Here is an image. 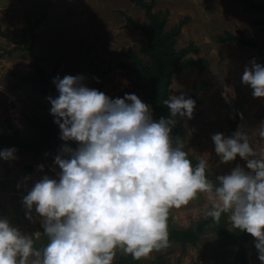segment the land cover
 I'll list each match as a JSON object with an SVG mask.
<instances>
[{
    "label": "clouds",
    "instance_id": "clouds-1",
    "mask_svg": "<svg viewBox=\"0 0 264 264\" xmlns=\"http://www.w3.org/2000/svg\"><path fill=\"white\" fill-rule=\"evenodd\" d=\"M84 81L83 75L53 79L59 95L48 97L50 113L66 142L54 157L58 178L44 175L22 199L26 218L33 220V211L41 218L48 243L37 249L29 235L0 218V264H113L118 249L147 259L170 246L169 210L202 193L211 201L206 216L219 223L227 213L232 228L255 238L264 264V147L241 128L229 137L213 134L220 162L239 156L247 169L238 165L214 185L208 162L194 167L182 138L172 135L177 117H193L195 100L171 95L163 101L170 118L154 120L136 94L112 99ZM242 82L254 97H264V65L253 60ZM258 137L264 140V128ZM16 152L0 150V159L14 160Z\"/></svg>",
    "mask_w": 264,
    "mask_h": 264
},
{
    "label": "rangeland",
    "instance_id": "rangeland-1",
    "mask_svg": "<svg viewBox=\"0 0 264 264\" xmlns=\"http://www.w3.org/2000/svg\"><path fill=\"white\" fill-rule=\"evenodd\" d=\"M253 1L264 3V0ZM246 5L245 0H155V12H170L166 31L183 17H190L177 37L176 49L193 41L200 49L194 56L210 61L207 71L190 67L175 75L170 88L172 95L183 94L187 98L195 83L207 82V87L198 95L200 103L196 104L193 117L177 118L184 128L183 150L198 161L205 159L206 169L215 177L230 173L238 165L246 169V161L237 156L232 162L221 163L215 153L213 134L229 137L241 128L249 133L254 145L264 147V140L258 137L259 130L264 128V97H254L250 85L242 82L245 67L253 60L259 63L262 56L233 40L222 43L216 38L226 30L234 33L242 30L248 37L264 42L260 26L253 23L264 13L245 9ZM43 16L35 30V50L43 57L42 65L47 72H54L53 79L83 75L84 82L92 88L100 77L99 70L105 71L109 77L103 87L106 95L115 99L136 94L149 105L153 116L144 93L133 84L135 74L130 75L121 66L123 62L133 63L126 55L130 49L144 61L149 60L141 51L143 34L127 24L129 17L148 23L139 4L133 0H0V28L4 32L0 34V134L11 133V122L20 135L34 136L39 129L29 124L27 117L37 115L48 119L45 108L51 109L50 101L29 83L19 85V78L14 74L33 72L32 58L21 38L29 42L31 22ZM236 115L239 123L231 132L229 121ZM153 119L156 120L154 116ZM7 148L14 147L6 145L0 150ZM60 148L45 151L38 157L17 150L16 159H0V218H7L32 239H40L44 234L41 218L33 211V220L27 219L22 199L44 175L58 178L59 168L54 164V157ZM39 165H44L43 171ZM210 206L207 194H199L188 205L169 210L171 223L178 229L191 228L210 218L206 216ZM227 227L234 229L229 220ZM216 235L215 230L206 229L195 245L188 244L185 248L181 243L171 242L168 248L154 251L143 259L142 264H238L235 260L238 248L231 244L219 246ZM245 245L250 264H262L255 238ZM121 255L127 254L118 249L115 258Z\"/></svg>",
    "mask_w": 264,
    "mask_h": 264
},
{
    "label": "trees",
    "instance_id": "trees-1",
    "mask_svg": "<svg viewBox=\"0 0 264 264\" xmlns=\"http://www.w3.org/2000/svg\"><path fill=\"white\" fill-rule=\"evenodd\" d=\"M144 8L148 23H143L132 17L128 18L127 24L133 29L139 30L143 34L141 51L145 53L149 60L144 61L137 54L132 53L131 49L126 52V55L132 58L133 63H121V66L127 69V72L132 75L135 74L136 79L133 84L140 89L146 101L152 106L153 116L156 120L161 117L170 118V110L163 101L168 99L173 91L170 88L173 77L190 67H195L199 71H207L210 67V61L204 57H195L200 49L190 41L188 45L177 50L175 43L177 37L181 33L182 27L189 21L190 17L185 16L178 21L169 31L165 30L169 10L154 11L155 0H133ZM247 5L245 9H256L264 13V3L255 2L253 0H245ZM44 16L36 18L31 22L29 32L31 33L30 41H26L24 37L21 38V43L29 50L32 58L33 72L26 75H20L16 72L14 74L19 78V85L29 83L32 87L38 88L40 93L48 99L49 96L57 97L59 95L56 85L52 82L54 72L48 73L43 64V57L35 50V30L40 26ZM253 23L260 26V31L264 34V15L261 18H256ZM0 34L4 32L0 28ZM218 42H229L233 40L240 47H250L255 49L259 55L262 56L259 64L264 65V42L260 43L253 37H248L242 30L237 33L226 30L222 34L217 35ZM97 68H99L97 66ZM100 77L98 81L92 86L103 92V87L109 82V77L105 75V71L99 70ZM207 87L206 81L195 83L190 95L187 98L195 100L196 104L200 103L198 95ZM48 113V119L44 120L40 116L27 117L29 124L39 129V133L34 136H22L17 127L11 122L9 128L11 133L0 134V148L6 145L16 148L21 154H32L36 157L48 150H58L64 143L60 139L59 126L54 122V116L50 113L49 108H45ZM177 119L176 126L173 128V137L179 136L185 140L184 128L181 119ZM230 131L234 132L239 123L238 115L230 121ZM73 148L77 147L75 142H70ZM188 158L192 161L195 167L198 160L191 154ZM206 175L214 185L219 184L216 177L208 172ZM227 213L222 214L219 223H216L211 217L203 220L199 224L188 228L178 229L172 223L171 216L168 217V232L169 240L171 242L181 243L183 248L188 244L195 245L200 239L202 233L206 229H213L216 231V242L219 246L227 244L235 245L238 250L235 260L238 264H250L247 257L246 243L253 237L247 232H242L238 229H229L227 227ZM34 246L37 249H42L47 243L48 238L45 234L40 239H33ZM143 259L135 260L131 255H121L115 258L113 264H142ZM177 264H180L178 262Z\"/></svg>",
    "mask_w": 264,
    "mask_h": 264
},
{
    "label": "water",
    "instance_id": "water-1",
    "mask_svg": "<svg viewBox=\"0 0 264 264\" xmlns=\"http://www.w3.org/2000/svg\"><path fill=\"white\" fill-rule=\"evenodd\" d=\"M12 106L14 107V104H12Z\"/></svg>",
    "mask_w": 264,
    "mask_h": 264
}]
</instances>
